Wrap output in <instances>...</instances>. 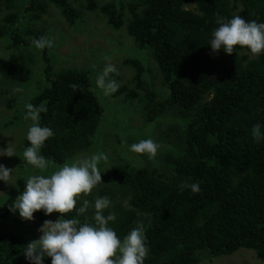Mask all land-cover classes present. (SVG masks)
<instances>
[{
	"label": "trees",
	"instance_id": "obj_1",
	"mask_svg": "<svg viewBox=\"0 0 264 264\" xmlns=\"http://www.w3.org/2000/svg\"><path fill=\"white\" fill-rule=\"evenodd\" d=\"M6 1L21 7L5 15L0 27V34L10 37L9 50L20 48L18 54L0 58V74L15 84L30 79L35 53L24 60L20 53L34 47L33 38L49 37L38 23L51 13V5L71 27L81 28L89 11L100 12L115 30L125 28L138 50L152 49L162 77L161 93L166 96L148 91L140 100L144 121L157 123L161 136H145L160 145L156 157L149 159L129 150L140 141L131 127L117 135L118 144L107 140V130L124 129L129 115L111 110L97 87L95 67L93 72L89 67L55 71L49 49L39 50L49 86L30 102L47 109L40 124L54 133L41 154L56 168L103 152L112 167L101 162V171L108 175L103 185L115 179L113 186L101 185L78 198L77 209L85 199L89 207L66 218L95 224L94 201L107 196L111 206L104 215L115 213L117 219L109 226L118 238L143 224L149 249L145 264H201L240 250H252L264 260V53L252 57L245 53L249 49L236 46L228 55L213 52L209 45L220 18L239 15L246 22L264 23V0H115L104 5L97 0ZM95 58L103 61V56ZM125 63L136 70V87L124 85L112 97L126 94L122 103L128 105L147 85L148 72L136 57ZM162 121L170 123L165 130ZM256 125L262 138L253 137ZM24 146H30L27 139ZM197 182L199 193L181 190L182 184ZM25 184L21 178L9 191L0 205V221L12 217L10 207ZM29 242L18 231H0V264H29L23 255ZM44 264H51V258L45 257Z\"/></svg>",
	"mask_w": 264,
	"mask_h": 264
},
{
	"label": "clouds",
	"instance_id": "obj_2",
	"mask_svg": "<svg viewBox=\"0 0 264 264\" xmlns=\"http://www.w3.org/2000/svg\"><path fill=\"white\" fill-rule=\"evenodd\" d=\"M219 25L212 32L209 41L213 52L231 55L234 48H247L254 55L264 53V23L255 20L245 21L237 15L230 20L220 18ZM32 43L38 50L51 49L54 41L47 37L33 38ZM113 65L107 64L103 72L97 76V87L109 96L118 90L115 79H106L109 73L115 72ZM76 88V85H73ZM25 120L32 123L28 127L26 139L28 147L23 151V160L33 168L46 172L51 161L41 154V148L54 133L48 127L40 124L41 113L47 111L42 106L26 104ZM260 125L252 129L254 138H262ZM160 145L153 139H142L130 145L129 150L137 154H146L154 159ZM9 158L15 156L14 149L0 148ZM108 156L103 153H93L86 159L74 158L62 166H57L50 174H33L28 176L24 191L16 198L10 209L26 221L34 219V213L43 211L46 216L60 213L61 216L53 220H45L40 227L42 233L38 240L25 246L24 257L29 264H44L45 257L51 258V264H145L149 249L143 224L133 228L123 240L118 238L116 231L109 226L115 222V213L104 215V210L111 206L107 196L97 197L94 201L95 224L80 222L76 218H66L67 214L76 210L77 216L85 213L89 201L83 200V206L77 209V200L82 195L92 193L97 185L102 183L101 162H107ZM0 164V181L10 184L12 173ZM12 185V184H11ZM181 190L190 189L192 193L200 192V184L185 183Z\"/></svg>",
	"mask_w": 264,
	"mask_h": 264
},
{
	"label": "rangeland",
	"instance_id": "obj_3",
	"mask_svg": "<svg viewBox=\"0 0 264 264\" xmlns=\"http://www.w3.org/2000/svg\"><path fill=\"white\" fill-rule=\"evenodd\" d=\"M113 1L115 0H97L100 5ZM123 1L126 3L127 0ZM52 8L54 10H52ZM50 9L51 13L44 16L43 20L38 23V26L45 28L50 33L47 38L54 41V47L49 49V56L53 58L55 71L72 67H89L93 72L95 67L98 76L103 72L107 64H111L115 67L116 71L109 73L106 79H115L119 85L118 90L124 85L131 90L135 89L137 84L133 79L136 70L133 65L125 63V60L132 56L136 57L140 59L147 68V85H144L143 90H139L140 96L131 100L128 105L122 103V99L126 94H122L117 98L112 97L113 93L107 96L106 101L111 105V110L115 113L129 115L128 124L122 125L125 127L124 129H118L116 126L115 130H107V133L110 134L109 137L107 136V140L115 145L118 144L119 140H117V135L128 132L127 127H131V130L134 129L132 131L133 135L138 131L137 135L140 140L148 139L145 138V136H150L152 133V136L161 139L159 131L156 132L158 129L157 123L156 125L155 123L146 124L143 119V112L141 111L144 107L140 108V100L142 101V98H147L146 94L148 91H153L156 96L163 95L161 92L163 90L165 91L162 77L159 73V67L153 57L152 49L147 48L138 50L127 30L125 28L120 30L111 28L100 12H84L86 21L82 24L83 26L81 28H76L71 27L65 21L60 11L56 10L54 5H51ZM17 10H21V7H18L17 4L16 7H13L11 4L8 5V1L6 0L0 1V27L4 24L2 20L6 17L5 15ZM18 25L25 27L22 21H20ZM77 25H81V21ZM4 37L5 36L0 34V58H8L13 53L18 54L20 48L9 50L10 45L8 41H10V37L8 36L7 39ZM22 52L24 53H20V55L23 60L26 55L30 56L31 53H35L36 56V62L34 61V65L32 66L33 72L27 83L15 84L0 74V148L6 150L9 145V147L14 149L15 154V156L11 158L7 156L0 157V164H3L8 169L15 170L12 173V179L9 181L10 184L0 181V205L6 201L9 191L16 186L19 179L22 178L26 181L30 175H47L55 170V168L50 165L46 172H41L33 168V166L28 165L23 160V151L26 148L24 146V141L26 139L28 127L32 123L30 120H25V116H23L25 110H27L26 104L32 103L30 100L48 87L49 83L44 76L43 71L46 64L40 51L31 46V48ZM245 53L250 54L252 57L257 56L252 54L250 50H246ZM93 55L103 56V61L98 63L96 58L93 59ZM158 100H160V97H158ZM116 103L119 104V107L114 106ZM108 112L110 111H107V113ZM161 125L160 128L165 130L170 123L162 121ZM108 152L111 155L113 154L110 149H108ZM0 155H5V153L0 151ZM81 157L84 159V155H81ZM105 165L112 169L108 160L105 162ZM104 176L108 179V175L102 173V183L97 185L93 191H97L101 188V185L104 184L103 181H105L106 178ZM110 179L111 180H108V183L103 185L102 188L113 186L115 179ZM117 183L120 185L121 182L118 181ZM13 217L16 221L11 222ZM58 218L59 216L55 213L51 216H46L43 211H40L34 213L33 220L26 221L19 216L17 211L13 213L9 220L0 221V231H18L32 242L38 240L42 235L39 229L45 220L55 221ZM201 264H264V260L259 259L252 250H240L232 256L205 260Z\"/></svg>",
	"mask_w": 264,
	"mask_h": 264
}]
</instances>
